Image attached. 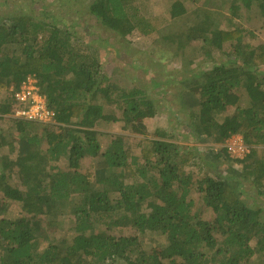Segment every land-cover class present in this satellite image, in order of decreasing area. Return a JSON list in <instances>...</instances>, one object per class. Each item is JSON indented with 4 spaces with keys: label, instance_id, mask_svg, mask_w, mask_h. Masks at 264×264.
Masks as SVG:
<instances>
[{
    "label": "trees",
    "instance_id": "obj_1",
    "mask_svg": "<svg viewBox=\"0 0 264 264\" xmlns=\"http://www.w3.org/2000/svg\"><path fill=\"white\" fill-rule=\"evenodd\" d=\"M218 1L204 0L188 29L187 40L199 43L203 63L212 66L178 81L179 110L188 116L181 125L204 144L242 136L250 148L244 159L225 147L201 152L166 128L150 133L147 121L162 106L157 96L112 81L99 50L73 33L80 25H67L44 0L35 3L39 15H0V120L17 106L10 88L30 74L56 114L51 124L13 119L8 133L0 127V151L16 153L0 163V264H264V206L246 198L247 185L264 196V43L253 46L243 28L217 23L230 3L233 19H241L242 7L264 17V0ZM135 2L91 0L88 9L127 37L143 29L133 23ZM169 13L175 20L189 9L172 0ZM218 56L226 60L215 63ZM113 122L142 136L139 152L124 134L102 151L97 127ZM86 158L91 164L82 172ZM193 191L211 218L204 219ZM14 202L21 214L11 218ZM66 215L73 217L72 233L44 241ZM147 236L164 242L148 243Z\"/></svg>",
    "mask_w": 264,
    "mask_h": 264
},
{
    "label": "rangeland",
    "instance_id": "obj_2",
    "mask_svg": "<svg viewBox=\"0 0 264 264\" xmlns=\"http://www.w3.org/2000/svg\"><path fill=\"white\" fill-rule=\"evenodd\" d=\"M37 0H0V15L9 17L11 14H32L39 15L42 7L37 6ZM44 4H48L47 9L57 13L62 20L67 21L70 27L74 22L80 25V28H72L85 42H92L91 45L99 50L101 63L107 75L112 81H117L124 87L140 86L144 88L150 95L157 96L159 100V112L156 117L147 121L149 132L154 131L156 127L168 129L170 133L176 136V141L181 144L191 145L205 152L209 147L221 149L223 144L201 143L196 141L185 128L181 121H188L186 112H180L178 98L183 90L182 85L178 82L188 77L191 72L200 70L201 68L211 67L212 63L206 61L203 63V57L199 50V43L187 39L189 28L197 23L199 13L196 10L200 8L204 0L196 2V0H181L185 2L189 9V13L175 20L170 19L169 7L172 0H136L131 8V16L142 23L143 29H135L129 36L122 37L118 32L111 31L102 26L97 19L89 13V3L91 0H44ZM47 1V2H46ZM223 0L218 1L222 4ZM195 2V3H194ZM216 2H211L212 9L216 7ZM232 3L226 9H222L223 13L217 20L224 28H232L235 25L243 28L245 31V42L258 46L264 43V17L257 8L253 11H247L244 7L241 9V19L232 18ZM198 13V14H197ZM137 18V19H136ZM46 36V31L42 33ZM179 38V40L177 39ZM166 38L172 39L174 46L170 42H166ZM41 41V40H40ZM226 59L217 57L215 63H221ZM190 62H194L191 66ZM190 63V64H189ZM264 78V68L262 69ZM161 83L158 90L156 84ZM162 92V93H161ZM5 99V95H0V104ZM244 102L247 96L243 97ZM247 102L245 103V105ZM107 110V109H106ZM13 125V118L6 115L0 120V127L3 133H8ZM123 124L113 122L112 124H102L97 130L103 133L99 137L102 151H105L110 141L119 134H124L131 138L132 143L136 146L142 136L124 131ZM18 138V136H16ZM225 144V143H224ZM135 152H139V148H134ZM16 153L7 154L6 150L0 151V163L2 160H14ZM218 165V162H215ZM61 166L65 162L60 163ZM91 164L90 158H86L82 163L81 171L85 172ZM1 167V166H0ZM64 167V166H63ZM224 167V165L222 166ZM238 167H240L238 165ZM202 166L197 165L194 168L196 173H200ZM16 181V179H15ZM257 195V192L249 185L246 186V198L250 204L256 206H264V196ZM191 197L196 199L199 207L203 211L204 219L211 218L213 212L208 207L204 208L199 203L200 194L192 192ZM21 214L20 204L11 203L8 216L15 218ZM73 217L66 215L60 220L58 232H52L49 235L43 234L44 241L50 239H59L66 232H71ZM129 233L126 231L125 234ZM49 239V240H48ZM144 241L164 242L162 238L151 236L144 237Z\"/></svg>",
    "mask_w": 264,
    "mask_h": 264
},
{
    "label": "built area",
    "instance_id": "obj_3",
    "mask_svg": "<svg viewBox=\"0 0 264 264\" xmlns=\"http://www.w3.org/2000/svg\"><path fill=\"white\" fill-rule=\"evenodd\" d=\"M8 94H13L17 106L9 116L16 120L40 124L55 123V112L48 106L46 96L42 93L39 78L35 74L28 75L19 89L11 87ZM229 154L235 159H244L250 148L244 143L242 136L236 135L224 144Z\"/></svg>",
    "mask_w": 264,
    "mask_h": 264
}]
</instances>
